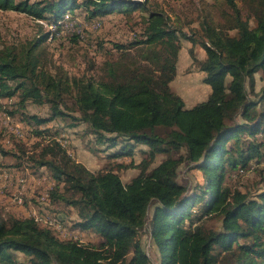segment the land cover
Masks as SVG:
<instances>
[{
  "label": "trees",
  "instance_id": "trees-1",
  "mask_svg": "<svg viewBox=\"0 0 264 264\" xmlns=\"http://www.w3.org/2000/svg\"><path fill=\"white\" fill-rule=\"evenodd\" d=\"M227 1L234 11L228 30L235 33L203 24L207 58L199 70L211 94L192 108L170 87L187 37L161 11L149 10L143 40L114 48L124 53L161 46L168 55L160 54L155 64H123L124 69H112L99 80L64 81L44 72L36 51L50 32L0 48V101L12 102L11 109L1 105L7 117L40 127L65 116L59 106L69 95L78 114L73 119L96 137L94 152L119 147L115 158L133 157L137 145L147 147L139 164L116 163L97 173L58 139L37 142L30 153L21 149L34 172L45 169L54 181L42 204L76 211L72 228L95 233L101 241L62 240L34 217H2L0 264H153L142 242L144 232L158 264H264V87L255 91L258 73L264 81V0L249 1L246 19L234 0ZM146 4L0 0V10L25 13L59 30L75 10L88 19H104L146 10ZM34 102H52L50 118L26 116L27 104ZM0 153L9 154L1 147ZM123 168L139 170L127 185L117 172ZM183 169L199 170L204 183H183ZM252 173L259 180L241 186L240 179ZM17 253L25 260H18Z\"/></svg>",
  "mask_w": 264,
  "mask_h": 264
},
{
  "label": "rangeland",
  "instance_id": "rangeland-1",
  "mask_svg": "<svg viewBox=\"0 0 264 264\" xmlns=\"http://www.w3.org/2000/svg\"><path fill=\"white\" fill-rule=\"evenodd\" d=\"M135 1L147 3L148 10L139 9L129 14L115 13L104 19H88L84 11L75 10V15L68 14L65 21L60 23L63 27L59 30L55 25L49 26L46 22L35 20L25 13L0 10V48L5 45L20 46L29 40L40 39L50 32L51 37L36 51L40 58V67L44 72L64 81L90 77L99 80L108 77L112 69L121 71L124 69L123 64L134 67L135 63L147 64L145 62L147 60L155 64L159 62L160 54L168 55L161 46L145 47L144 51L141 50L142 48H134L124 53L114 48L115 44L127 46L132 41L143 40V32L147 27L145 18L148 17L149 10L161 11L169 17L168 24L180 29L187 37L182 40L176 76L170 85L171 90L184 99L187 108L207 100L209 90L204 84L205 74L199 70V63L207 58V53L202 47V43L206 41L202 26L207 22L217 31L234 34L235 31L228 30L234 15L228 1ZM249 1L234 0L245 19L250 16ZM41 24L44 28L40 27ZM262 77V73L256 75V92L264 87ZM64 97L65 106L61 103L59 109L64 111L65 116L35 128L29 126L27 121H22V117H7L1 105L11 109L12 102L0 101V147L9 153L6 156L0 153V218L34 217L52 228L62 240L74 238L84 244L94 245L101 241L95 233L72 228V221L77 219L76 211L63 210L57 206L50 210L42 204L54 181L45 169L34 172L31 169L32 163H29L21 149L30 153L37 142L58 139L70 155L84 164L90 172L97 173L102 170H112L116 163L126 167L133 162L139 164L147 157V147L137 145L133 157L115 158L120 153L119 147L94 152L93 149L98 146L96 137L88 125L76 123L73 119L72 116H78L71 109L74 106L73 97L69 95ZM52 105V102L28 103L25 115L48 119L52 114ZM260 136L264 137V133L260 132ZM117 172L126 185L139 174L137 168H123ZM182 175V182L190 186L204 183V175L197 169L192 171L185 169ZM258 180V176L252 173L240 179L239 183L241 186L253 185ZM210 226L215 225L212 223ZM141 237L145 251L151 257L153 264H158L147 233L144 232ZM15 257L20 261L25 260L24 255L20 253Z\"/></svg>",
  "mask_w": 264,
  "mask_h": 264
},
{
  "label": "crops",
  "instance_id": "crops-1",
  "mask_svg": "<svg viewBox=\"0 0 264 264\" xmlns=\"http://www.w3.org/2000/svg\"><path fill=\"white\" fill-rule=\"evenodd\" d=\"M207 88H208V90H209V92H208V93H209V94H208V97H209V96H210V94H211V93H210V87H209V86H207Z\"/></svg>",
  "mask_w": 264,
  "mask_h": 264
},
{
  "label": "bare ground",
  "instance_id": "bare-ground-1",
  "mask_svg": "<svg viewBox=\"0 0 264 264\" xmlns=\"http://www.w3.org/2000/svg\"><path fill=\"white\" fill-rule=\"evenodd\" d=\"M19 200V199H18ZM24 204V203H23ZM52 226V225H51ZM55 227V226H54Z\"/></svg>",
  "mask_w": 264,
  "mask_h": 264
},
{
  "label": "built area",
  "instance_id": "built-area-1",
  "mask_svg": "<svg viewBox=\"0 0 264 264\" xmlns=\"http://www.w3.org/2000/svg\"><path fill=\"white\" fill-rule=\"evenodd\" d=\"M40 220V219H39Z\"/></svg>",
  "mask_w": 264,
  "mask_h": 264
}]
</instances>
